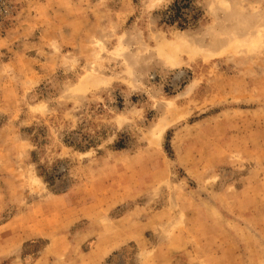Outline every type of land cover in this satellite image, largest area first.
Here are the masks:
<instances>
[{
    "label": "rangeland",
    "instance_id": "374dc122",
    "mask_svg": "<svg viewBox=\"0 0 264 264\" xmlns=\"http://www.w3.org/2000/svg\"><path fill=\"white\" fill-rule=\"evenodd\" d=\"M173 2L0 0V264H264V0Z\"/></svg>",
    "mask_w": 264,
    "mask_h": 264
},
{
    "label": "trees",
    "instance_id": "16d2710c",
    "mask_svg": "<svg viewBox=\"0 0 264 264\" xmlns=\"http://www.w3.org/2000/svg\"><path fill=\"white\" fill-rule=\"evenodd\" d=\"M165 12L167 23H178L182 27L196 22L201 15V10L195 4V0H174Z\"/></svg>",
    "mask_w": 264,
    "mask_h": 264
},
{
    "label": "crops",
    "instance_id": "0c3cea01",
    "mask_svg": "<svg viewBox=\"0 0 264 264\" xmlns=\"http://www.w3.org/2000/svg\"><path fill=\"white\" fill-rule=\"evenodd\" d=\"M109 248V247H108ZM115 249V247H113V248H111V249H109L110 250V252L111 251H113ZM99 251H100V246H99V244H96V246L94 247V249L92 250V256L93 257H96L97 256V254L99 253ZM104 257V256H103Z\"/></svg>",
    "mask_w": 264,
    "mask_h": 264
}]
</instances>
